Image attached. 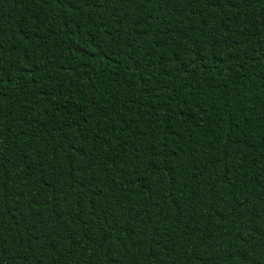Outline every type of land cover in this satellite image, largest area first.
I'll return each instance as SVG.
<instances>
[{"label": "trees", "instance_id": "trees-1", "mask_svg": "<svg viewBox=\"0 0 264 264\" xmlns=\"http://www.w3.org/2000/svg\"><path fill=\"white\" fill-rule=\"evenodd\" d=\"M0 264H264V0H0Z\"/></svg>", "mask_w": 264, "mask_h": 264}]
</instances>
